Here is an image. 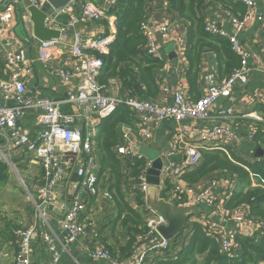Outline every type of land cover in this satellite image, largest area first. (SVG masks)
I'll return each instance as SVG.
<instances>
[{"label":"built area","instance_id":"built-area-1","mask_svg":"<svg viewBox=\"0 0 264 264\" xmlns=\"http://www.w3.org/2000/svg\"><path fill=\"white\" fill-rule=\"evenodd\" d=\"M78 1L81 4L80 15L70 17L65 23L59 22L61 16L67 15V8ZM116 1L104 0L100 4H94L92 0H69L64 7L55 9L49 6L45 11L44 27L59 32V37L39 41L36 49L37 61L45 68L48 76H59L63 82H68L75 76L80 80L78 85L66 93L65 98L51 100L29 95L24 80L19 78L28 76L31 70L25 60L24 46L16 53L7 49L18 0H0V35H5L4 40H0V48L5 53L6 72V78H0V97L3 100L0 104V137L3 140L0 155L5 161H10L11 166L10 152L14 149H24L34 157L41 175L35 191L28 193L27 200L33 206L35 216L43 219H46L48 210H64L58 222L60 229L67 232L69 241L83 238L89 228L96 227L93 219L83 218L84 205L81 196L97 197L101 194L103 198L110 197L106 190L99 187V169L96 172L93 138L101 121L109 117L118 106L123 105L132 112L134 123L119 127V144L115 148V154L123 168L132 166L133 161L144 162L137 177H127L128 192L142 194L144 199L148 187L145 177L152 162L140 153V148L152 139L153 130L160 123L177 122V127L169 137L167 150L160 153L162 166L159 174L164 185L162 197L176 206H212L220 202L213 188L220 186L232 189V185L226 180L214 179L208 186H201L187 184L183 176L201 164L204 152L221 151L234 162V155H230L229 149L236 148L240 138L234 128H231V123L239 118H248L241 111L230 107L220 108L215 113L212 109L216 100L231 98L236 82L245 85L249 80L252 71L250 53L240 46L236 35L253 18V0H236L244 5L245 12L241 19L231 18L229 31L218 28L212 22L204 23L206 33L228 40L231 50L240 58L239 68L222 80L215 72L203 73V94L195 101L186 97L185 88L179 84L172 91V104L138 100L129 94L113 95V81L108 84L98 82L103 68L101 57L107 54L114 39L111 32L108 35L99 34L91 40H81L78 33H73V42H67V30H73L79 24L106 21L109 27L112 26L115 17L109 12ZM29 3L38 10L48 5L47 0H29ZM171 25L172 18L169 14L162 22L146 18L140 25V31L145 38L146 53L158 61L160 59L155 36L159 33L162 38H166ZM63 50H67L78 60V65L73 70L63 69L56 64V59L62 55ZM257 103H264V96L252 94L244 100V104L248 106H255ZM62 106H67L68 111H62ZM39 110L42 111L41 114L37 113ZM28 112L36 113L37 131L32 134L21 124ZM255 119L262 122V119ZM255 132L253 129L248 133L247 138L251 143H254ZM174 157L175 160H170ZM76 166L78 182L73 183L76 192L67 206L59 199L58 191L68 183V171L71 172ZM243 168L248 170L245 166ZM223 211L224 208L220 214ZM148 212L150 215L144 223V231L138 237L139 245L135 247L138 250L130 257V264H154L171 253L170 241L164 240L157 232L158 227L167 225L166 220L150 209ZM230 224L236 226V229L231 228ZM206 229L218 241L222 254L234 257L240 248L237 239L255 238L263 231L264 222L237 207L231 212L228 224L212 222ZM12 234L16 246L15 264H31L30 247L32 241L37 239L46 243L52 254V264L58 262L60 254L48 234L37 232L34 227L19 228L13 230ZM155 236L159 240L152 242ZM89 256L96 261L107 260L109 264H123L104 248L95 249Z\"/></svg>","mask_w":264,"mask_h":264},{"label":"crops","instance_id":"crops-1","mask_svg":"<svg viewBox=\"0 0 264 264\" xmlns=\"http://www.w3.org/2000/svg\"><path fill=\"white\" fill-rule=\"evenodd\" d=\"M104 0H92L94 4H100ZM254 2V15L252 20L245 26L244 30L239 32L236 37L240 46L250 53L249 63L252 66V71L249 80L245 85L236 82L233 88V93L230 99H218L215 101L212 112L215 113L220 108L230 107L235 111H241V114H245L248 118H239L231 123V128H234V132L239 136L240 141L236 148L229 149L230 155H234L240 158L248 159L253 161L257 159L254 154L257 148L255 143H251L247 136L250 130H257L260 121L255 119V117L262 119L261 116L255 111L256 106H248L244 104V100L252 94H260L264 96V0H253ZM208 7L205 9V7ZM204 6L203 11H205V22H212L218 28L229 31L231 29L230 23L233 16L222 9L219 4L208 3ZM30 6L29 0H18L15 8L13 28L11 32V39L7 45V49L16 53L21 46L25 47V60L29 63L31 73L26 77H19L24 80L28 94L32 97H44L51 100H62L65 98L66 93L78 85L80 80L77 76L72 78L68 82H63L64 80L56 75H47L45 68L37 61L36 49L38 47L39 41H37L32 33V24L29 20V15L27 12V7ZM67 15L60 17L59 22L65 23L70 17H77L81 12L80 2L71 4L69 6ZM2 6H0V11ZM169 12L167 10V4L164 0H153L148 12V20H153L156 22L164 21ZM106 26V29H105ZM111 27V28H110ZM108 26L104 21H91L88 23L79 24L73 30H67L65 38L67 42L72 43L74 39L73 33H78L81 40H91L96 38L99 34L105 33V30L114 34L115 28L114 23L112 26ZM186 30L187 24L180 20H172L171 30L166 38H162L159 33L156 34L155 40L158 46L159 59L162 62V67L157 71L156 81L159 86V95L154 98L153 102L162 104H172L173 100V90H176L179 84H182L185 88L186 97L190 101H195L203 94V87L201 81V75L205 72H215L217 76L222 80L218 68L217 59L215 55L211 52H205L201 56V66L198 74L197 85V96H193L190 93V86L188 78L186 76L189 70L187 60L185 58L186 50ZM5 35H0V40H4ZM172 47V51L166 52L167 46ZM5 53L0 48V60L4 64L3 75L5 72ZM56 64L66 70H73L74 67L78 65V60L73 58L67 50H63L61 56L56 59ZM113 81V90L111 93L117 96H123L128 94L127 91H122L121 85L116 79H109L105 84ZM3 102L0 97V104ZM264 104V103H263ZM62 111H68L67 106H62ZM41 114L42 111L37 112ZM36 113L28 112L22 119V126L26 128L31 134L37 131V126L35 124ZM229 124L230 121H227ZM177 127L176 121H166L160 123L152 133V139L148 142L149 145L155 147L160 153L164 152L168 148V140L170 135L173 133ZM96 132V131H95ZM256 133V132H255ZM96 135V134H95ZM254 142V141H253ZM3 140L0 137V146H2ZM263 150V148H261ZM93 153L96 154V150L93 147ZM12 166L10 161H5L0 155V160L7 166L8 169V181L0 183V193L8 188L11 182V173H16L20 178V182H17L21 187L26 201L31 206L29 217L21 218L19 222L13 219H7L6 217L0 220V264H15L16 259V246L15 239L12 235H9L11 229L19 227L24 228H35L37 232H44L48 234L55 245L56 250L59 252L60 257L55 264H109L107 260H92L89 256L95 249L104 248L109 251L111 256L117 259L123 264H130V257L137 252L136 245H139L138 237L140 234H135V239L131 245V249L126 251V254H122L119 257H115L108 246H113L114 248H119L121 244H126V239L124 235L120 234V227L118 222L114 224V220L117 215V209L115 207L114 201L109 198H103L101 194L97 197H90L88 195H82V201L84 205L83 218L93 219L96 227L89 228L83 238H78L76 241H69L67 232L63 231L59 227V219L64 212V210H48L46 212V219L41 217H36L33 213V206L27 200L28 193H33L35 191V186L40 181L41 170L38 163L33 156L28 154L24 149H14L10 152ZM264 156V150H263ZM262 156V157H263ZM156 157V158H157ZM161 158V157H160ZM261 158V157H260ZM176 157L170 158V160H175ZM149 160V159H148ZM151 161V160H150ZM152 162V161H151ZM96 166V172L99 166ZM18 170L25 173L24 181L21 179ZM193 170L188 171L184 176L191 173ZM74 169L71 172L68 171V183L62 188H59L58 197L67 206L70 205V200L76 192V186H74L71 178L73 176ZM183 176V179H184ZM226 180L232 185V189H224L220 186L213 188V192L218 197L220 202L212 205H194L200 207V211L193 213L188 221V230L181 231L176 237L170 240L172 245L173 240L175 241V246L173 249L179 251L180 248L187 244L190 239V228L193 223L200 224L204 230L212 222L218 224H228V218L234 209L226 208V203L233 193L234 190H238L243 187L245 190L248 186H257L256 180H250L248 182H241L238 177L231 172L218 171L214 176L206 177L195 184L201 186H208L211 180ZM184 181L189 184L185 179ZM24 185H23V184ZM169 186V184L167 183ZM125 188L126 198L133 210L137 212L144 213V223L146 218L150 215L148 208L145 204V199L143 198V203L140 202L138 198V193H129L128 186L122 185ZM102 189V188H100ZM143 197V195L141 194ZM103 203V205H102ZM180 206H182L180 204ZM241 210H244L248 215V210L245 206H239ZM224 208L222 214L221 209ZM231 228H235L233 224H230ZM186 227V228H187ZM10 231V232H9ZM9 232V233H8ZM260 233V232H259ZM159 240V237L155 236L152 242ZM180 244L182 245L180 247ZM123 245V246H124ZM220 253V245L218 243ZM31 264H52V254L49 251L45 242L40 239L33 240L31 243ZM239 251V250H238ZM237 251V252H238ZM237 254V253H236ZM126 256V257H125ZM236 256V255H235ZM199 260L200 259H197Z\"/></svg>","mask_w":264,"mask_h":264},{"label":"trees","instance_id":"trees-1","mask_svg":"<svg viewBox=\"0 0 264 264\" xmlns=\"http://www.w3.org/2000/svg\"><path fill=\"white\" fill-rule=\"evenodd\" d=\"M152 1H116L109 12L115 17L114 39L107 54L101 57L103 68L98 77L99 83H106L113 78L118 80L122 91H127L130 96L138 100H153L159 95L156 76L157 71L162 67V62L146 53L145 38L140 31V25L148 16ZM164 2L172 20L178 19L187 24L185 58L189 70L186 76L193 96H197L196 82L201 56L205 52L215 55L222 78L239 68L240 58L231 50L228 40L204 31L206 16L203 8L208 3H216L233 18L241 19L245 12L242 3L236 0H164ZM104 23L107 24L106 21ZM108 34V30H105L104 35ZM3 69L4 64L0 60V78H6ZM255 106L257 108L255 111L261 116L262 122L258 124L253 141L264 150V104L257 103ZM132 123H134L132 112L123 105L118 106L109 117L101 121L93 138V147L99 155L97 174L99 187L106 190L114 201L117 209L114 224L118 222L121 236L128 238L126 244H121L119 248L108 246L110 252L119 258L131 249L135 234H142L144 231V213L132 209L126 198L125 188L122 187L123 184L128 185L127 177H137L140 174L144 162L133 161L132 166L123 168V164L115 154V148L119 144V127L122 124ZM233 158L234 162L221 151L204 152L201 164L184 176V179L190 182L189 184H195L206 177L214 176L218 171H223L231 172L239 181H247L248 185L251 178L256 180L255 187L249 185L245 190L243 187L234 190L226 203V208L245 206L251 217L264 222V156L253 161L237 156ZM8 175L7 166L0 160V183L8 181ZM138 198L143 203L141 194H138ZM19 228L17 226L14 230ZM9 235L13 236L12 232ZM237 240L240 245L239 251L236 256L228 257L220 253L218 241L207 229L204 230L200 224L193 223L188 243L177 251L173 249L177 239L173 240L172 245L170 244L171 253L154 264H196L197 261L199 262L196 258L200 259L201 264H264V229L255 238ZM174 251L177 252L176 256L173 255Z\"/></svg>","mask_w":264,"mask_h":264},{"label":"water","instance_id":"water-1","mask_svg":"<svg viewBox=\"0 0 264 264\" xmlns=\"http://www.w3.org/2000/svg\"><path fill=\"white\" fill-rule=\"evenodd\" d=\"M68 1L69 0H47L48 5H46L42 10H38L33 6L27 7L29 20L32 24V33L37 41H46L59 37V32L44 27V13L49 6L55 9L61 8L64 7ZM207 7L208 5L205 9ZM254 156L256 158L262 157L263 150L261 148H257ZM161 166L162 160L160 157H157L152 160L151 168L146 173L145 180L148 187L145 194V204L148 209L160 214L166 220L167 225L158 227L157 232L164 240L170 241L187 226L189 217L193 213L199 212L200 207L188 205L176 206L162 197L161 193L164 185L159 178ZM77 170L78 167L76 166L71 178L72 182H78V178L76 176Z\"/></svg>","mask_w":264,"mask_h":264},{"label":"rangeland","instance_id":"rangeland-1","mask_svg":"<svg viewBox=\"0 0 264 264\" xmlns=\"http://www.w3.org/2000/svg\"><path fill=\"white\" fill-rule=\"evenodd\" d=\"M165 51L166 52L172 51V47L170 45L167 46ZM140 153L142 155L144 154L143 156L146 159H149L151 161L159 155L158 149L149 145L148 143L143 144L141 146ZM94 158H95L97 166H99V155L94 154ZM18 173L21 179H23L24 181L25 173L19 170H18ZM11 176H12L11 182L9 183L8 188L6 190L4 189V191L0 193V220L6 217L7 219H13L19 222L21 218L25 217V215H27L26 217L30 216V213L28 210H31V206L26 201L25 195L21 187L19 186V184H17V182L21 181L20 178L17 176L16 173H11ZM186 227L182 231L188 230V227L187 228ZM20 228H24V227H20ZM13 230L14 229H11L10 231H13ZM181 246L182 245L180 244V247ZM176 254L177 252L173 255L176 256ZM196 264H201V262L197 261Z\"/></svg>","mask_w":264,"mask_h":264}]
</instances>
